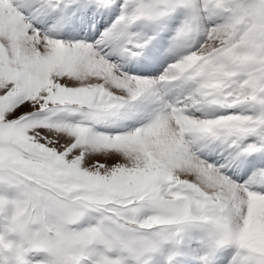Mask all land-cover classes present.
<instances>
[{
    "label": "snow or ice",
    "instance_id": "6c2138e0",
    "mask_svg": "<svg viewBox=\"0 0 264 264\" xmlns=\"http://www.w3.org/2000/svg\"><path fill=\"white\" fill-rule=\"evenodd\" d=\"M0 264H264V0H0Z\"/></svg>",
    "mask_w": 264,
    "mask_h": 264
}]
</instances>
